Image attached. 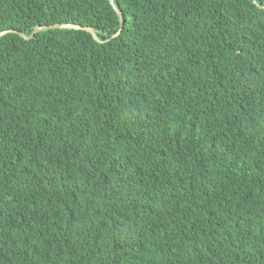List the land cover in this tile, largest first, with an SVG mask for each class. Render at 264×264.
<instances>
[{
	"label": "trees",
	"instance_id": "trees-1",
	"mask_svg": "<svg viewBox=\"0 0 264 264\" xmlns=\"http://www.w3.org/2000/svg\"><path fill=\"white\" fill-rule=\"evenodd\" d=\"M112 2L0 0V264H264V0Z\"/></svg>",
	"mask_w": 264,
	"mask_h": 264
},
{
	"label": "water",
	"instance_id": "water-1",
	"mask_svg": "<svg viewBox=\"0 0 264 264\" xmlns=\"http://www.w3.org/2000/svg\"><path fill=\"white\" fill-rule=\"evenodd\" d=\"M109 4L113 6V2L112 0H108ZM253 1V0H252ZM260 7V6H258ZM118 20H119V24H120V28L122 27V19H121V15L120 13L116 12ZM47 29H72V30H80V31H85L87 33H89L91 35V37L96 41L99 42V40L97 39L96 35H95V31L92 28H88V27H81L78 25H73V24H55V25H51V26H43V27H35L34 30L32 31V33L29 36H24L22 35L20 32H14V31H4L0 33V38L2 36H4L7 33H15L17 34L19 37L23 38L24 40H29L31 38H33V36L42 31V30H47ZM120 29L117 31L116 34H114V36H116L119 33Z\"/></svg>",
	"mask_w": 264,
	"mask_h": 264
}]
</instances>
